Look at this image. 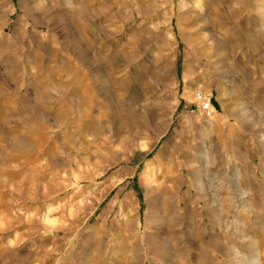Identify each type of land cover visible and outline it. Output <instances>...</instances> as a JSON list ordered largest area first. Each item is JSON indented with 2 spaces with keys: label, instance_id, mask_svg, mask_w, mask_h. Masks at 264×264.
I'll list each match as a JSON object with an SVG mask.
<instances>
[{
  "label": "rangeland",
  "instance_id": "374dc122",
  "mask_svg": "<svg viewBox=\"0 0 264 264\" xmlns=\"http://www.w3.org/2000/svg\"><path fill=\"white\" fill-rule=\"evenodd\" d=\"M192 1L0 0V264H264V0Z\"/></svg>",
  "mask_w": 264,
  "mask_h": 264
},
{
  "label": "built area",
  "instance_id": "2783aa9c",
  "mask_svg": "<svg viewBox=\"0 0 264 264\" xmlns=\"http://www.w3.org/2000/svg\"><path fill=\"white\" fill-rule=\"evenodd\" d=\"M196 98L200 101L202 112L206 115H210L213 111L210 98L206 97L199 91L196 94Z\"/></svg>",
  "mask_w": 264,
  "mask_h": 264
},
{
  "label": "bare ground",
  "instance_id": "6f19581e",
  "mask_svg": "<svg viewBox=\"0 0 264 264\" xmlns=\"http://www.w3.org/2000/svg\"><path fill=\"white\" fill-rule=\"evenodd\" d=\"M189 5H188V7L187 8H189V9H191V10H197V9H199V8H201L202 6H203V4L201 3V0H196V1H192V2H190V3H188ZM129 222V221H128ZM127 222V223H128Z\"/></svg>",
  "mask_w": 264,
  "mask_h": 264
}]
</instances>
